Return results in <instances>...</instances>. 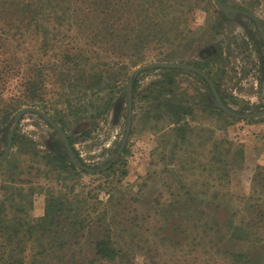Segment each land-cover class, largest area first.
Masks as SVG:
<instances>
[{
  "label": "rangeland",
  "instance_id": "rangeland-1",
  "mask_svg": "<svg viewBox=\"0 0 264 264\" xmlns=\"http://www.w3.org/2000/svg\"><path fill=\"white\" fill-rule=\"evenodd\" d=\"M52 1L35 3L29 16L0 0L8 8L0 14V158L9 146L0 214L13 215L10 205L19 203L36 219L49 198L82 200L76 206L92 213L97 199L107 205L109 224L77 229L78 239L49 264H90L105 228L128 231L130 245L98 264H229L225 253L264 264L261 247L226 232L220 242L202 238L192 221L179 237L171 227L162 232L166 217L178 222L177 210L163 205L171 198L188 206L203 199L222 218L231 212L222 200L233 196L238 210L251 180L261 179L264 0H218L228 10L214 0H165L167 17L144 36L152 43L135 51L101 42L107 24L91 18L96 7L86 0L57 6L56 17L47 13ZM27 108L34 111L18 115ZM67 214L55 215L64 228Z\"/></svg>",
  "mask_w": 264,
  "mask_h": 264
},
{
  "label": "trees",
  "instance_id": "trees-1",
  "mask_svg": "<svg viewBox=\"0 0 264 264\" xmlns=\"http://www.w3.org/2000/svg\"><path fill=\"white\" fill-rule=\"evenodd\" d=\"M6 1H13L16 9L19 8L20 12L29 16L34 15L36 12L35 3H42V0ZM70 1L77 2V0H53V4L47 13L56 17L58 15L57 6L60 7L65 3H69L71 6L72 2ZM147 1L154 3L155 6L151 9L142 10L141 7ZM164 1L86 0L84 3H87L92 8L96 7V12L91 13L92 19L107 24V27L99 33L101 42L104 43L109 37L113 41L110 42L113 50L126 51L125 49L128 48L130 51H135L136 49H144L145 46L149 47L150 43H152V38L145 40L144 36L150 31L152 25L157 20L167 17L166 14L165 16H161L160 14L166 6H164ZM5 3H0V14H3L8 9L4 7ZM126 6H129L130 9H127ZM121 7H124L122 11ZM60 10H62L61 7ZM128 10L133 11L128 13ZM82 17L85 18V16ZM30 22L37 25L38 19L32 16ZM114 25H117V28H114ZM120 26L122 27L120 28ZM43 32L48 34L49 30L47 32L45 29ZM92 37L94 36L92 35ZM117 101L115 103L117 108L114 107L113 109V113L115 112V114L120 109ZM58 144L64 148L61 141L58 140ZM69 166L71 170V165ZM255 176H261V179L251 180L250 192L248 195L240 198L238 210L230 204L233 196L228 195L229 197L222 200L220 206L225 210L228 209L231 211L222 218H219V216L211 212L209 204L203 199L193 200L191 203L192 206H188L187 202H180L176 198H171V200L166 201L163 204H166L167 208L165 209L177 210L178 222H174L173 224L175 225H173L169 221V218L166 217L165 223H169V226H163V235L169 233L168 228L171 227L175 236L179 237L181 236L180 225L183 222L192 221L193 227L197 230V234H202V238L215 240L218 237V242H220L221 234L226 232L236 241H250L254 247L257 246L264 249V172H258ZM219 188L214 185V192L219 193ZM170 195L172 196L173 194ZM160 199L157 201L159 202ZM80 201L82 200L75 202L67 200L64 203L60 202L59 199L49 198L43 216L32 220L26 215L22 205L19 203L10 205V208L15 210L13 215L6 216L5 214H0V264H46L45 262L49 264V261L53 262L64 249L70 247L71 239H78L79 231L77 229H83L84 227L93 225L102 227L109 224L107 221L108 210L105 203L97 199V204L100 207L92 213L88 209L86 210L76 206L80 204ZM18 205L20 207H17ZM83 205L85 206L87 204ZM83 205L80 206L83 207ZM217 207V205L214 206V208ZM63 210L68 212L65 216V220L68 222L63 221L66 228L61 224L62 221L60 222L59 218H57L58 216L55 217L56 213L59 215ZM189 211H193L192 218L189 217ZM173 226H175V229ZM112 230V228H105L102 236L94 242V257L90 264H98L97 262L104 263L107 260L113 261L128 254V247L130 245L129 232L125 231L122 235L121 233L116 235V232ZM225 255V259L229 260V264H247L243 262L239 255L235 257L227 256L226 253ZM45 258H47V261H45ZM62 261L59 258L55 264H60Z\"/></svg>",
  "mask_w": 264,
  "mask_h": 264
},
{
  "label": "water",
  "instance_id": "water-1",
  "mask_svg": "<svg viewBox=\"0 0 264 264\" xmlns=\"http://www.w3.org/2000/svg\"><path fill=\"white\" fill-rule=\"evenodd\" d=\"M214 1L216 2L217 6H219L221 9H223V10H228L225 6H223L222 4H220L218 0H214ZM145 68H147V67H143V68H141L140 70H143V69H145ZM140 70H138L137 72H139ZM212 90H213V89H212ZM213 92H214V90H213ZM118 106H119V104H118ZM115 107L117 108L116 105H115ZM33 111H34V109H32V108L22 109V110H20V111L18 112V115H21V114H23V113H25V112H33ZM230 114H232V113H230ZM263 114H264V112H263ZM11 137H12V132L9 133V138H8V142H9V144H10V142H11ZM63 146H64L65 148H67V147H66V143H64V142H63ZM8 151H9V146L6 148L5 153H4L3 156L0 158V162H2V161L4 160V158L6 157ZM116 158H117V156H116V157H115V158H114V159H113V160H112L107 166H105L104 168L98 170L97 172H100V171L105 170V169H107L108 167H110V166L112 165V163L115 161ZM76 166L78 167V165H76ZM86 171H87V170H86Z\"/></svg>",
  "mask_w": 264,
  "mask_h": 264
}]
</instances>
